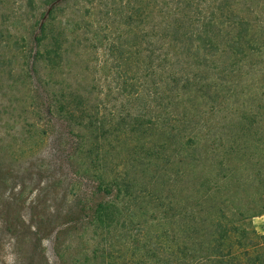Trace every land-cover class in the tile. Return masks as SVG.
Listing matches in <instances>:
<instances>
[{
	"label": "trees",
	"instance_id": "1",
	"mask_svg": "<svg viewBox=\"0 0 264 264\" xmlns=\"http://www.w3.org/2000/svg\"><path fill=\"white\" fill-rule=\"evenodd\" d=\"M74 46L102 48L108 118ZM1 88L72 139L70 264H264V0H0Z\"/></svg>",
	"mask_w": 264,
	"mask_h": 264
},
{
	"label": "rangeland",
	"instance_id": "2",
	"mask_svg": "<svg viewBox=\"0 0 264 264\" xmlns=\"http://www.w3.org/2000/svg\"><path fill=\"white\" fill-rule=\"evenodd\" d=\"M70 15L63 18V24L73 41L76 36L71 28L77 17ZM70 60L73 66L89 64L91 76L99 84L93 97L106 108L105 117L115 113L117 100L108 90L111 77L102 48L90 52L74 46ZM76 71L77 67L63 69L73 80ZM78 81L83 82L81 77ZM12 93L7 88L0 92V264H60L55 254L58 245L65 252L63 262L70 264L77 253L75 247L89 234L80 239L78 232L58 235L57 230L63 227L69 209L80 216L81 206L74 204V193L84 198L87 182L77 184V177L70 171L72 139L65 123L50 117L44 106L39 107V99L30 102L29 94L23 110L19 104L7 103L6 95ZM252 222L258 233H264V214L255 216Z\"/></svg>",
	"mask_w": 264,
	"mask_h": 264
}]
</instances>
